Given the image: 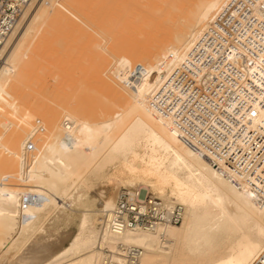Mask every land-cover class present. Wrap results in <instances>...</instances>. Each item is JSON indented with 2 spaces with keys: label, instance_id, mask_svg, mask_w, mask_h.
<instances>
[{
  "label": "bare ground",
  "instance_id": "bare-ground-1",
  "mask_svg": "<svg viewBox=\"0 0 264 264\" xmlns=\"http://www.w3.org/2000/svg\"><path fill=\"white\" fill-rule=\"evenodd\" d=\"M51 61L48 87L72 98L48 111L49 141L26 166L0 171V249L31 232L37 212L67 220L68 201L84 209L78 232L47 233L22 264H131L127 247L142 250L136 264H254L264 250V0H31L0 48V110ZM91 119L118 136L108 143ZM107 167V184L183 206L181 223L110 232L115 197L95 210L83 200Z\"/></svg>",
  "mask_w": 264,
  "mask_h": 264
},
{
  "label": "rangeland",
  "instance_id": "rangeland-1",
  "mask_svg": "<svg viewBox=\"0 0 264 264\" xmlns=\"http://www.w3.org/2000/svg\"><path fill=\"white\" fill-rule=\"evenodd\" d=\"M44 28L45 27L42 29ZM46 30L47 28L43 30V34H45ZM65 38L66 37L64 36L63 45L68 47L69 42H67ZM36 42L37 39L34 41L32 47H34L35 50H33L35 58L38 59L43 55L44 49L38 47ZM68 53L70 54V52H65L63 58L70 56ZM52 67L53 64L51 61L48 65H46L45 72H35L32 83L13 89L11 91L12 94H9L7 99H4V101L8 100V102H5L7 104L0 110V171L4 172L6 170L8 172V169L12 168V166H22L23 164V166H26L25 159L31 158L30 154L32 152H38L42 145H46L49 141L44 130L48 111L57 106L62 99L63 102L71 101L72 97L67 96V98H65L63 91L64 88L60 89L58 85L54 89H50L48 87L46 79L49 73L52 72ZM62 84L65 83L63 82ZM86 124L92 129H98L97 131L106 133L105 139L108 143L112 142L119 134L118 131L109 130V128L103 127V123L100 120L91 119L86 121ZM28 152H30L28 156L29 158L27 157L28 154H26ZM1 168H4V170ZM111 170L112 169L110 167H107L100 174L91 177L88 182V190H86V194L83 195V200H85L84 203L87 207L86 209L95 210V207L89 208V205L90 203H93L95 206L99 197L112 206L114 197L116 199L117 195L122 191H129V189L137 187H140L139 189L143 192H145L146 189L150 191V189L144 185H137L136 187H121L107 184L103 178L105 175L112 172ZM6 171L4 177H6ZM4 177L2 175V178ZM8 177L9 176L6 178ZM65 203L66 205L63 206L61 210L66 213L65 215L68 217L67 220L59 223L54 212H37V218L35 219V226L33 229L35 231L33 234V230L29 233H17L15 239L7 243V247L5 249H0L2 251H0V256H2L0 259L3 258L4 260L0 261L2 262L0 264H22V261L18 258L25 256L29 253V251H31L32 246L30 248V244L38 241L41 237H45L48 234L53 233V236L59 237L64 234H69L71 236L77 233L80 226L81 213L84 214V209L83 207L80 208L81 206H69L68 201H65ZM93 217L98 220L103 219L101 213H96ZM97 227H99V225H97ZM64 245H66V243ZM39 246L40 245L36 248H39ZM15 261L17 262L15 263Z\"/></svg>",
  "mask_w": 264,
  "mask_h": 264
},
{
  "label": "built area",
  "instance_id": "built-area-1",
  "mask_svg": "<svg viewBox=\"0 0 264 264\" xmlns=\"http://www.w3.org/2000/svg\"><path fill=\"white\" fill-rule=\"evenodd\" d=\"M30 1L0 0V48L16 27L19 17L29 5ZM212 91V87L205 86L203 88L200 87L199 92L205 95ZM234 92L236 94L235 89ZM229 94L232 97L234 96L232 92ZM189 137L193 139V134H189ZM219 137L222 138V136ZM191 139H185V141L191 148L198 150V145ZM198 144L203 145L204 141L198 139ZM206 144L208 150L211 151L213 138L210 137L209 142ZM205 157L209 159L207 155ZM183 213L184 207L179 204L173 203L166 205L161 199L150 195L147 190L143 192L140 189H134L122 191L117 195L113 208L108 211V216H106V225L108 230L115 234H120L128 230L154 231L159 228H165L168 225H179L182 221ZM124 252L125 258L131 264H136L142 250L137 247H127ZM263 260L264 250L258 259L255 260L254 264H263Z\"/></svg>",
  "mask_w": 264,
  "mask_h": 264
}]
</instances>
